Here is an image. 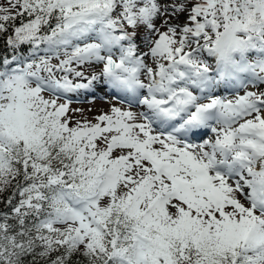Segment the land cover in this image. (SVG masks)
I'll return each mask as SVG.
<instances>
[{"label":"snow or ice","instance_id":"snow-or-ice-1","mask_svg":"<svg viewBox=\"0 0 264 264\" xmlns=\"http://www.w3.org/2000/svg\"><path fill=\"white\" fill-rule=\"evenodd\" d=\"M0 38V264H264V0H6Z\"/></svg>","mask_w":264,"mask_h":264},{"label":"rangeland","instance_id":"rangeland-1","mask_svg":"<svg viewBox=\"0 0 264 264\" xmlns=\"http://www.w3.org/2000/svg\"><path fill=\"white\" fill-rule=\"evenodd\" d=\"M6 0H0V4H5ZM141 36L144 35L143 30H141ZM139 42L141 43V40L139 38ZM143 45V46H142ZM141 50L146 51L147 49L145 48L144 44L142 43L140 45ZM91 71V69H89ZM249 87H253L252 85H249ZM241 94L243 92L240 91ZM235 92H232V95H234ZM71 104L70 107L72 109H80L81 112H77L73 114V119H79L81 117L87 118L89 120L94 119V117L99 114L100 112L107 111L110 109V107L113 104H116L117 106H124L127 107L126 104L121 105L119 101L114 100L112 96H106V97H96L92 100H79V99H72L70 100Z\"/></svg>","mask_w":264,"mask_h":264},{"label":"trees","instance_id":"trees-1","mask_svg":"<svg viewBox=\"0 0 264 264\" xmlns=\"http://www.w3.org/2000/svg\"><path fill=\"white\" fill-rule=\"evenodd\" d=\"M7 50L5 49L3 38H0V56L5 55Z\"/></svg>","mask_w":264,"mask_h":264}]
</instances>
